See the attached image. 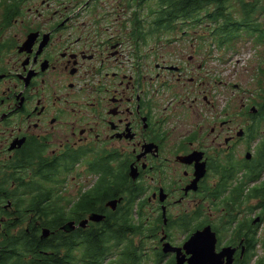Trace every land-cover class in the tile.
<instances>
[{
  "label": "flooded vegetation",
  "instance_id": "af4514ba",
  "mask_svg": "<svg viewBox=\"0 0 264 264\" xmlns=\"http://www.w3.org/2000/svg\"><path fill=\"white\" fill-rule=\"evenodd\" d=\"M221 1L243 13L227 12L233 40L240 26L264 45V0ZM184 8L0 0V264H55L57 231L66 264H192L213 243L204 256L217 264H264V147L252 146L264 115L249 100L239 112L229 101L199 108V74L212 75L209 63L223 56L199 52L179 30ZM222 40L232 42L201 39L218 50ZM184 42L187 55L175 51ZM78 177L86 184L74 185ZM57 208L65 222L56 228ZM119 214L131 223L120 226Z\"/></svg>",
  "mask_w": 264,
  "mask_h": 264
},
{
  "label": "rangeland",
  "instance_id": "374dc122",
  "mask_svg": "<svg viewBox=\"0 0 264 264\" xmlns=\"http://www.w3.org/2000/svg\"><path fill=\"white\" fill-rule=\"evenodd\" d=\"M207 8H201L199 11V15L204 16V13ZM226 10V8H225ZM220 11V9H218ZM229 13L234 14L236 17L238 15H242L243 13L239 10H234L233 8L228 7L227 10ZM247 15L248 18V14ZM239 22H243V20L238 19ZM211 24V25H209ZM214 22H211L209 18H205L198 23V28L194 30L185 29L186 36L195 37V45L200 44L199 52L214 50L223 56L219 61H211L209 64L215 68V71L212 75H206V71H203L199 74L200 77H204L205 81L204 85L199 90L194 92V95H198V104L199 108L202 110L206 107H211V102L216 101V108L219 110L220 106H225L226 102H230L233 112H239V110L243 107V102L247 100L252 101L255 100L256 90H259L264 86V83L259 85V79L262 77V73L259 70V65H264L263 62L259 60L264 59V45L260 43H256L251 36L247 34L246 31H241L242 36L235 37L234 41L228 42L219 46V50L216 47L209 48V45L206 41H201L203 37L210 36V27L214 25ZM247 25L250 22L246 23ZM252 28H255V23H252ZM260 49L262 51V55L260 54ZM175 51H181L187 55L192 51L190 48V42H184L182 44V48H176ZM220 54L218 57H220ZM202 61V60H201ZM264 67V66H263ZM205 73V75H203ZM188 75H185L187 77ZM146 89H150L152 91V84H146ZM204 90V91H203ZM251 90L253 92H251ZM168 90L162 94L165 96ZM203 92V94H202ZM208 95V102L204 99V94ZM174 98V97H173ZM170 99V100H173ZM214 108V107H213ZM195 116V115H194ZM245 119V117H244ZM190 120L195 121V117H191ZM258 124L255 122L254 132L252 133L255 139L252 141L253 147H264V121L261 122V117L258 118ZM236 124L238 127H246L244 125V121L237 120ZM181 133V131H180ZM211 139H208V142ZM255 156V153H254ZM257 167H262V163H256ZM85 177H78V183L74 184L76 186L81 184H86L84 182ZM178 213V209H176ZM261 231L264 232V224L261 227ZM260 257H263V252L258 251Z\"/></svg>",
  "mask_w": 264,
  "mask_h": 264
},
{
  "label": "trees",
  "instance_id": "16d2710c",
  "mask_svg": "<svg viewBox=\"0 0 264 264\" xmlns=\"http://www.w3.org/2000/svg\"><path fill=\"white\" fill-rule=\"evenodd\" d=\"M181 2H183L184 4H191V6L193 4H195V6H196V4H199L201 7L203 4L210 3L211 0H184ZM224 3L222 2V9L220 11H218V10L214 11V16L212 17V19H210V21H215V24H216L215 32H213L214 35H223V36H226L228 38H232L231 34H230V23L227 20V12L228 11L224 9V6H223V5H225ZM194 8H196V7H192L191 10H185V13H187V12L193 13V10H197ZM237 28H240V27H237ZM234 30H235V27L232 28V33L234 32ZM262 112L264 114V107L262 109ZM120 183L122 185V179H120ZM105 187L107 189L111 186L109 185V187H108V185L106 184ZM122 187H124V186H122ZM121 193H123V192H121ZM45 210L48 211L47 205L45 206ZM63 217H64L63 210L57 208V213L55 214V221H54L56 228L65 221V219H63ZM47 222L51 223L52 221L48 220ZM56 244H57L56 256H55L56 264H66L65 263L66 258L64 257V255L63 254L59 255L60 252L63 249H65V234L62 231L56 232Z\"/></svg>",
  "mask_w": 264,
  "mask_h": 264
},
{
  "label": "water",
  "instance_id": "95a60500",
  "mask_svg": "<svg viewBox=\"0 0 264 264\" xmlns=\"http://www.w3.org/2000/svg\"><path fill=\"white\" fill-rule=\"evenodd\" d=\"M253 109H255V108H253ZM116 203H117L116 200H112V201H110L109 204H111L113 207H115ZM101 217L102 216H98L97 218L100 219ZM210 235H212L214 237V233L213 232H210ZM201 237H205V236L202 235ZM191 247H193V245ZM209 251H214V243L212 244V247L210 249H208V248H206V249L205 248L197 249L196 253H195L196 255H195L194 260L192 261V264H217V262L212 257L204 256V254L209 252Z\"/></svg>",
  "mask_w": 264,
  "mask_h": 264
}]
</instances>
